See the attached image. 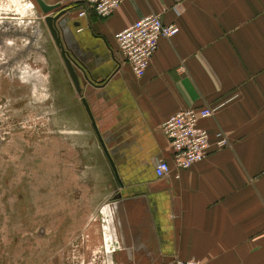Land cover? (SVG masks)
Listing matches in <instances>:
<instances>
[{"label": "crops", "instance_id": "1", "mask_svg": "<svg viewBox=\"0 0 264 264\" xmlns=\"http://www.w3.org/2000/svg\"><path fill=\"white\" fill-rule=\"evenodd\" d=\"M43 1L67 10L60 35L81 93L73 86L64 109L93 141L85 169L104 176L93 179L92 213L61 230V264H264V0H120L107 17L78 16L79 0ZM150 13L178 32L158 39L138 77L114 35ZM204 105L217 109L199 125L230 144L178 169L162 123Z\"/></svg>", "mask_w": 264, "mask_h": 264}, {"label": "rangeland", "instance_id": "2", "mask_svg": "<svg viewBox=\"0 0 264 264\" xmlns=\"http://www.w3.org/2000/svg\"><path fill=\"white\" fill-rule=\"evenodd\" d=\"M35 7L0 0V264H61V230L92 213L104 178L85 169L93 141L67 116L74 85Z\"/></svg>", "mask_w": 264, "mask_h": 264}, {"label": "built area", "instance_id": "3", "mask_svg": "<svg viewBox=\"0 0 264 264\" xmlns=\"http://www.w3.org/2000/svg\"><path fill=\"white\" fill-rule=\"evenodd\" d=\"M120 0H79L78 16H86L89 10L99 17L109 16L118 6ZM177 9L175 6L174 9ZM178 11V9H177ZM178 32L174 23L165 24L157 13L144 15L126 28L115 33L118 50L134 74L144 75L145 70L158 46L160 37H170ZM217 106L190 107L169 116L162 123V130L172 148L174 167L184 169L193 163L202 160L213 144L216 149L229 146L230 142L221 132L211 143L207 130L199 125V121L214 114ZM170 163L158 158L154 163L156 176L163 177L169 174ZM167 264H201L194 258L173 257Z\"/></svg>", "mask_w": 264, "mask_h": 264}, {"label": "water", "instance_id": "4", "mask_svg": "<svg viewBox=\"0 0 264 264\" xmlns=\"http://www.w3.org/2000/svg\"><path fill=\"white\" fill-rule=\"evenodd\" d=\"M38 4V6L40 7L42 13L45 15L44 16V22L46 23V26L49 29V32L51 34V37L53 38L55 45L58 47L59 51H60V55L62 57V60L66 66V69L68 71V74L73 82V85L76 89V91L80 94L81 90H80V85H79V78L75 69V66H77V63L74 59H72L68 53V50L65 48V46L62 43L61 40V35H60V27L63 26L64 24H67L68 21V15H67V10L66 9H62L59 10L55 13H53L55 11V9L57 8L56 4H47L46 2H44L43 0H35ZM53 13V14H52ZM81 102L88 114V117L91 121L92 126L95 129V132L97 134V137L102 145V148L105 152V154L108 156L109 158V153L105 147L104 141L102 140V137L99 133V130L97 128L95 119L92 115V112L90 110L89 104L86 100V98L84 96H81Z\"/></svg>", "mask_w": 264, "mask_h": 264}]
</instances>
